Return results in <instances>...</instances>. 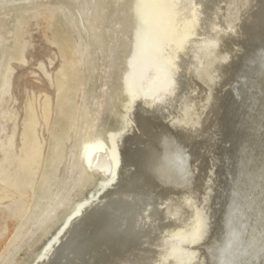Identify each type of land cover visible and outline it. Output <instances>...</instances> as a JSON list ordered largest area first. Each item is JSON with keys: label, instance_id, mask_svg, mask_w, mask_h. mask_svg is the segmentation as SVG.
I'll return each instance as SVG.
<instances>
[{"label": "bare ground", "instance_id": "1", "mask_svg": "<svg viewBox=\"0 0 264 264\" xmlns=\"http://www.w3.org/2000/svg\"><path fill=\"white\" fill-rule=\"evenodd\" d=\"M134 16L124 93L83 151L80 188L100 190L30 264H264V0H135Z\"/></svg>", "mask_w": 264, "mask_h": 264}, {"label": "rangeland", "instance_id": "2", "mask_svg": "<svg viewBox=\"0 0 264 264\" xmlns=\"http://www.w3.org/2000/svg\"><path fill=\"white\" fill-rule=\"evenodd\" d=\"M134 8L135 0L0 3V264H30L75 205L98 194V177L80 188L83 151L111 126L124 93Z\"/></svg>", "mask_w": 264, "mask_h": 264}]
</instances>
